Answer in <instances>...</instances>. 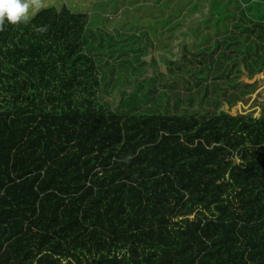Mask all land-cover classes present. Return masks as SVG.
Instances as JSON below:
<instances>
[{
    "label": "trees",
    "instance_id": "1",
    "mask_svg": "<svg viewBox=\"0 0 264 264\" xmlns=\"http://www.w3.org/2000/svg\"><path fill=\"white\" fill-rule=\"evenodd\" d=\"M74 1L29 0L27 22L0 25V264H264L257 86L226 97L236 83L211 81L264 72V0H152L158 13L114 35L102 13L91 22L104 0L88 12ZM213 23L218 34L201 30ZM140 43L169 57L144 62L167 67L165 86L175 89V67L198 95L177 93L175 112L157 114L138 111L142 83L100 97L113 66L95 55ZM122 98L134 111L121 112Z\"/></svg>",
    "mask_w": 264,
    "mask_h": 264
},
{
    "label": "rangeland",
    "instance_id": "2",
    "mask_svg": "<svg viewBox=\"0 0 264 264\" xmlns=\"http://www.w3.org/2000/svg\"><path fill=\"white\" fill-rule=\"evenodd\" d=\"M93 2H95V0H76L74 1V4L76 5H80L81 10H83V12H88L93 4ZM154 5V2L152 0H104L101 1L97 4L96 9L95 6L91 8V11L89 13H93L94 16L91 17V22H95V12L97 13H102L101 17V22L103 23V27L99 26V28L101 30H103L104 32L111 33V35H114V31L117 30H121L116 28V26H122V27H126L125 25L127 24H132V28L135 29V26H137L141 21H143L145 18H143V15H145L144 13H147V9L148 7H152ZM31 6H34L31 5ZM33 10L30 7V11ZM158 13L157 10H152L151 12H148V14H155ZM142 17V18H140ZM204 21V20H201ZM209 24V23H207ZM203 27L201 28V30L203 29L204 32H212V29L214 28V32H217V28L215 27V24H211L209 25V27H204V25H202ZM224 32V31H223ZM123 33V31H122ZM100 31L98 29H95V27H93V34L88 36V40L90 39L91 41L95 42V36H99ZM202 36V35H200ZM165 38L164 42L167 44L170 42V40L172 41L173 39H169L167 37H163ZM214 38V37H213ZM98 39V37H97ZM190 39L187 37V39L185 40V52L182 50L183 48H179V46L176 49L177 54L179 55V53L182 51L185 54H187L188 52H190V45L191 42H189ZM96 43V42H95ZM157 45V43L155 44ZM163 45V44H162ZM195 46V45H194ZM163 46H158L157 51L162 50ZM99 49V45L98 43L95 44V51ZM131 49H140L142 50L139 53H136L134 51H130L128 53L125 52H114V53H107L106 56L103 55H95V57H99L102 58L104 61L106 60L112 67H108L107 64L105 66V74H106V78L108 79V83L106 84V86L103 88L102 94L100 97H102L103 99H107L108 102H112L115 98L120 99L121 95L119 96V94H117L119 89H127V88H136L135 85L136 84H143L139 87V95H142V100H145L141 103L140 109L139 110H143L146 109L148 111L149 114H153V113H159L160 111H162L163 109H165L167 106L168 110L170 113H174V109L172 104L175 102V98L177 96V93L180 94V97H182L183 99H185L186 97H196V95H198V92L196 91H189V87H193L195 88L196 86L194 84H185L182 81L183 75L180 73V70L173 67V70H175V74L172 77V80H174L175 85L173 87H175V89H171L170 86H165L166 82L169 81L171 79V77L169 75H163V76H159L161 73H164V71L166 70L167 67H165V65H161L159 66V68H162V70H160L159 68H155L151 65L145 64L144 62L146 60H150L152 57H156V61L158 62V65L162 62L164 63L165 58H169L167 56H164L163 54L157 52L155 54V56L152 53H148V49L147 47L145 48V45H143L142 43H140L139 45H136L135 48ZM196 52L197 49L194 48V51L192 50L190 52V56L189 54H187L188 59L190 60V65L189 67L191 69L197 67L196 71L200 68H198L200 65L197 62H194L192 60L191 57L195 58L196 56ZM235 52V51H234ZM233 52V53H234ZM199 53V51H198ZM230 53V54H233ZM174 52H172V56H173ZM219 53L216 52V54L214 55V59H216L217 57L221 60V56L219 55ZM204 55H207V53H205ZM135 56L139 57V60L134 59ZM179 57V56H178ZM241 59L242 55L239 56ZM133 58V59H132ZM238 58H230V61H227L225 65H239L240 67L242 66L241 60H239ZM127 60V61H126ZM130 61L133 63L132 69L129 66ZM161 61V62H160ZM228 63V64H227ZM179 63L177 62L175 65H178ZM228 65V66H229ZM179 67L181 66L180 64L178 65ZM185 67V66H182ZM112 68V70H111ZM242 68V67H241ZM243 73L237 75L236 71L238 70L237 68H234L231 71V76H228L226 79V76L228 75L226 72L223 74V78L224 79H214V76L211 77V81H220V83L223 82H227L231 85H233V83H236L234 85V87H230L229 89L226 90L225 94L226 97L229 93L233 92L236 93V95H242L239 90H249L247 92L252 93V85L257 86L256 89H254V91H256L257 96H255V101L252 103L253 105H259V107L264 111V82L262 81L263 76H264V72L261 71V69H258V71L253 75L252 73L248 72L249 69L247 67H243ZM181 69V68H180ZM251 70V67H250ZM127 74H125V72ZM235 71V72H233ZM108 72H111L112 75L111 77L108 76ZM143 73V74H142ZM193 73L196 75H198V77L200 76H206V69L203 70V73L200 74L199 72L196 73L193 71ZM238 78V80H237ZM122 79V80H121ZM118 80H121V82L118 83ZM137 80V81H136ZM196 81V80H195ZM194 81V82H195ZM193 82V83H194ZM238 82V83H237ZM173 83V82H172ZM126 84L128 86H126ZM225 86V85H224ZM197 89V88H196ZM253 91V92H254ZM126 92V91H125ZM243 92V91H242ZM122 93H124L122 91ZM116 94V95H115ZM133 94H137V93H133ZM125 95H123L124 97ZM137 95H135L136 97ZM199 97V96H198ZM238 97V96H237ZM249 96L246 95L244 96L243 100L247 101L249 100L248 98ZM201 98V97H200ZM239 98V97H238ZM240 99V98H239ZM149 100V105L148 103H146ZM123 98L120 102V110L121 112H132L134 111L131 107H124L123 106ZM194 103L196 104L195 106H199V100L197 98H195ZM153 104V105H152ZM157 105L159 106V112L157 111V108L154 109L152 108V106ZM150 106V108H149Z\"/></svg>",
    "mask_w": 264,
    "mask_h": 264
},
{
    "label": "clouds",
    "instance_id": "3",
    "mask_svg": "<svg viewBox=\"0 0 264 264\" xmlns=\"http://www.w3.org/2000/svg\"><path fill=\"white\" fill-rule=\"evenodd\" d=\"M30 15L29 0H0V25L24 23Z\"/></svg>",
    "mask_w": 264,
    "mask_h": 264
}]
</instances>
